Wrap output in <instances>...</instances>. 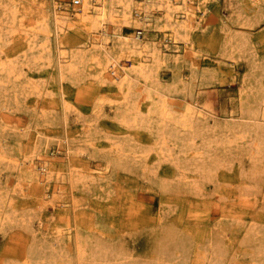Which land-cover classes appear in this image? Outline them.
Wrapping results in <instances>:
<instances>
[{"label": "rangeland", "instance_id": "rangeland-1", "mask_svg": "<svg viewBox=\"0 0 264 264\" xmlns=\"http://www.w3.org/2000/svg\"><path fill=\"white\" fill-rule=\"evenodd\" d=\"M15 1V27L0 3V63L15 66L0 68V264H264V0H192L206 13L182 53L149 54L129 98L79 26L59 31L61 76L52 0ZM157 26L143 51L174 34ZM162 98L171 117L151 109ZM66 146L44 177L38 156Z\"/></svg>", "mask_w": 264, "mask_h": 264}, {"label": "bare ground", "instance_id": "bare-ground-1", "mask_svg": "<svg viewBox=\"0 0 264 264\" xmlns=\"http://www.w3.org/2000/svg\"><path fill=\"white\" fill-rule=\"evenodd\" d=\"M79 1L80 3L78 5L80 4L81 5L79 9H76V10L75 9L69 10L70 7H68L67 4H65L64 0H52L51 2L52 3L51 12L50 11L49 12L52 13L51 15L52 22L56 30V33H57L56 35L57 38L56 37L55 38H56L57 56H58V60L60 64L59 66L60 75L63 76L62 74L64 73L65 65L66 66L68 65L67 64L64 65L67 57H65L66 56L65 50H64L61 40L59 39V31H62L64 28L70 29V27L79 26L83 28L89 34V36H91V42L89 46H93L95 49L102 51V54L104 53V56H103L100 52L99 53L96 52L90 57V60L96 61L97 62L96 64H99V65L103 63L106 66H114L117 68V72L122 77L121 78L122 82L119 85V89L120 91L123 92L124 94L123 96L125 98H129L131 97V95L134 96V94L136 93L135 86L137 84L143 82V86H144L149 80L152 79L153 77L152 68L148 67V64H147L148 59H150L149 54L150 55L152 54V57L154 58L155 56L153 55L155 52L158 54L159 53L162 54L163 50H170V51H173L176 54V56H179L182 53V50L180 48L183 44L180 45L179 43L180 41H179V38L177 37L178 33L180 31L183 32V31H188L189 29H191L192 22H194L195 20L200 21L201 17H203L206 13V10L204 9V10H201L199 15L195 14L196 10L199 7L198 8L196 7L194 9L191 6L192 0H140L141 2L137 0H79ZM1 2L2 4L5 2L11 3L12 5L11 7L13 8L9 6L11 8L9 10L10 11L9 16L11 20L10 24L14 26V24L17 23L16 13L19 12L17 11V5L15 3L16 1L15 0H0V3ZM31 2H37L39 3V5H41L38 0H31ZM41 2H43V5H44V1H41ZM78 5H74V6H78ZM44 7H41L42 9L40 10L39 15H40V18L42 19L41 21L47 26L49 13L46 12V9H44ZM34 8H30L29 12L31 11V9H34ZM36 8L39 9L38 7ZM26 13H28V11H26ZM33 13L34 12H32V14ZM37 13L38 12H36V14ZM158 22H163L166 27H170V30H172L174 34H172L170 38L165 37V38L159 39L158 46L156 47L148 46L147 51H143L138 46L140 43L137 41H134L135 37L139 36V33L143 36L146 35L148 33V29H151V28L159 29L160 27L157 26ZM128 25L132 27L134 26L136 30L130 33L123 32V28ZM46 26H45V31H46ZM138 30L139 32H137ZM141 35H140V38H143ZM73 54H74L73 56H77L78 52H75ZM68 59L66 61H68ZM77 61L75 60V62ZM125 61H129L130 66H127L125 64ZM73 66L75 65L73 64ZM73 66L71 68H73ZM0 68L1 70H6L7 74H12L14 72L15 66L11 64L0 63ZM149 97L150 95L145 94V96H143L142 99L149 98ZM132 106H133L132 110L134 111L133 113H135L136 116H138L141 113L140 108H138L137 105L135 106L132 105ZM152 106L153 108L151 109L156 113L158 112L161 118L171 117L169 116L170 115L169 113L174 111L173 109L171 111L168 101H166L163 98L159 100L158 102L153 103ZM193 106L195 107V103L188 102L186 105V112L188 111L192 114V111L194 112V110H192L194 109L192 108ZM194 116H196V114ZM132 119L134 121L136 120V118H132ZM168 121L170 122V120H167V122ZM181 122L184 125L188 124L187 120L184 118ZM174 124H178L177 120L176 122L174 120ZM65 148L66 150L64 151V153L62 150L57 149V151L55 152L56 155H54L53 157H51L49 154L38 156V162L40 164L39 165L40 173H42L44 177H46L45 175L48 176L49 173L51 174L52 170L55 169L54 168L55 162H58L56 157L58 155L60 156V154H63L66 157L70 156V152H71L70 148H67V146ZM32 166H33L32 170H36L37 167H35L33 164ZM32 166L30 165L29 167H32ZM44 177L43 178L41 177L42 179H38L39 183L40 182L42 183L44 180H46V182L48 181L47 179H44Z\"/></svg>", "mask_w": 264, "mask_h": 264}, {"label": "built area", "instance_id": "built-area-1", "mask_svg": "<svg viewBox=\"0 0 264 264\" xmlns=\"http://www.w3.org/2000/svg\"><path fill=\"white\" fill-rule=\"evenodd\" d=\"M79 3H80L79 0H72V4H73V5H78Z\"/></svg>", "mask_w": 264, "mask_h": 264}]
</instances>
